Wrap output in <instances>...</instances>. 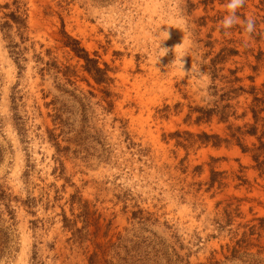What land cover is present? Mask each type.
I'll return each mask as SVG.
<instances>
[{
  "label": "rangeland",
  "instance_id": "374dc122",
  "mask_svg": "<svg viewBox=\"0 0 264 264\" xmlns=\"http://www.w3.org/2000/svg\"><path fill=\"white\" fill-rule=\"evenodd\" d=\"M226 3L0 0V264H264V0Z\"/></svg>",
  "mask_w": 264,
  "mask_h": 264
},
{
  "label": "clouds",
  "instance_id": "9594fccd",
  "mask_svg": "<svg viewBox=\"0 0 264 264\" xmlns=\"http://www.w3.org/2000/svg\"><path fill=\"white\" fill-rule=\"evenodd\" d=\"M246 3V0H227V3L225 5L228 14L223 17V19L220 21V27L225 31V34H228V30L233 28L238 23L241 24L243 30L248 33L249 36H251L256 31V21L254 18H247L243 21L240 20V17L237 15L238 9L242 8ZM166 33L165 40L168 39V33ZM183 42V41H182ZM182 44V43H181ZM181 44L175 46V48H178ZM162 55L161 57L165 56L169 49L162 48ZM185 55L179 57L177 59L175 54V60L173 63H178L180 66V70L184 71L185 73H188L191 71L185 69L184 61H182V57H185ZM200 75H203V73H200Z\"/></svg>",
  "mask_w": 264,
  "mask_h": 264
},
{
  "label": "trees",
  "instance_id": "16d2710c",
  "mask_svg": "<svg viewBox=\"0 0 264 264\" xmlns=\"http://www.w3.org/2000/svg\"><path fill=\"white\" fill-rule=\"evenodd\" d=\"M73 41L75 42V44L79 45V42L75 39H73ZM72 50L75 52V54L77 56H79L80 58H83L86 62V70H88L89 73L94 74V78L96 79V81L100 82L101 81V77H97L100 76V73L102 72V70L96 65V61L92 58L89 57V54L82 48L78 47H72ZM83 52V53H82ZM253 91H256V88H253ZM264 103V98H260L256 95V97H254V106H253V112H254V118H255V125L252 126V129L250 132L251 135L257 136V131H258V124H259V112L263 109H260L259 111H257L255 108L259 107V104H263ZM209 114H211L213 112L212 111H207ZM264 121V119H263ZM263 126H264V122H263ZM264 134V133H263ZM262 137V136H261ZM261 137H258V139L260 140V146H258V148L255 149V154L253 155L255 160H259L261 154H263L264 152V141H262ZM217 146V144H216ZM243 148V147H242ZM244 152H247L248 149L243 148ZM264 161V160H263ZM263 163V162H262ZM212 184L215 183V179L213 178L211 180ZM241 241L237 242V245L240 243ZM238 252V250L236 249V247H234V253Z\"/></svg>",
  "mask_w": 264,
  "mask_h": 264
}]
</instances>
